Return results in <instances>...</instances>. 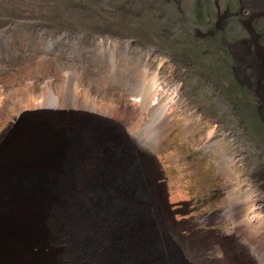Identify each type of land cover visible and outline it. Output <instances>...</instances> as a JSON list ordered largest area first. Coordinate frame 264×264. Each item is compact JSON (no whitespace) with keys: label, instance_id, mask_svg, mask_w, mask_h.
<instances>
[{"label":"rangeland","instance_id":"obj_1","mask_svg":"<svg viewBox=\"0 0 264 264\" xmlns=\"http://www.w3.org/2000/svg\"><path fill=\"white\" fill-rule=\"evenodd\" d=\"M189 1L0 0V167L1 160L8 168L9 160L15 158L8 151L20 123L40 122L48 128V122L37 118V98L45 94L44 83L49 78L64 96L69 71L79 102L64 100L56 112L43 109L46 113L41 114H47L49 121L55 114L59 118L56 129L67 131L80 145L82 131L66 127V122L75 118L92 121L105 134L87 146L90 154L98 155L95 158L101 155L100 145L116 156L129 154L120 142H130L131 133L145 138L141 127L150 114L141 119L143 109L133 88L127 86V76L134 71L136 78L145 79L158 72L160 91L171 96L178 86V93L163 137L158 144L148 141L155 161L150 174L173 204L169 211L171 220L180 225L181 243L195 237V230L211 238L214 231L232 230L234 219L217 212L225 211L233 201L244 218L243 230L262 236L264 216L255 211L264 214V123L255 109L246 110L229 95L235 88L231 64L225 62V47L218 39L223 31L214 37L213 31L207 32L220 21L214 8L216 19H198L201 1ZM110 44L111 56L100 53ZM157 51L168 58L167 63L160 65ZM113 64L121 72L119 80ZM83 103L93 105L97 112L82 111ZM41 141L51 145L49 134ZM59 145L50 146L51 150L71 155L78 151ZM41 160L46 157L37 159ZM63 168L68 169L65 161ZM32 170L23 168L16 181L23 185L26 176H33L43 188L54 179L50 171ZM230 188L233 198L228 194ZM208 214L194 227L190 224L194 217ZM213 247L217 255L225 256L222 243L213 242Z\"/></svg>","mask_w":264,"mask_h":264},{"label":"bare ground","instance_id":"obj_2","mask_svg":"<svg viewBox=\"0 0 264 264\" xmlns=\"http://www.w3.org/2000/svg\"><path fill=\"white\" fill-rule=\"evenodd\" d=\"M199 1L201 6L195 7L200 12L198 19L211 21L217 16L220 20L207 32L213 31L214 37L220 35L217 31H223L218 39L225 47V62L231 64L235 88H231L230 97L243 103L246 110L255 109L264 123V0ZM112 49L110 44L100 53L108 52L111 56ZM156 58L160 65L168 61L158 51ZM113 67L115 79L119 80L121 72L116 64ZM68 76L64 96L49 78L44 83L45 94L37 98V118L48 122V128L40 122L32 126L20 123L21 130L8 151L15 158L9 160L8 168H4L6 163L1 160L0 264H264V234L252 236L243 230L244 218L235 210L234 201L225 211L217 212L234 219L232 230L214 231L212 238L202 230H195V237L181 243L180 225L171 220L169 211L173 204L150 174L155 161L154 151L148 145L149 140L158 144L163 137L177 103L178 86L173 95L165 96L158 85V72L138 79L131 71L127 86L133 88L132 94L143 109L140 117L150 114L141 127L146 137L131 133L130 142H120L127 146L129 154L125 151L119 156L100 145L101 155L95 158L98 155L90 154L87 146L93 145L99 136L104 139L105 134L92 121L75 118L66 122V127L82 131L84 148L77 139H70L67 131L56 129L59 118L55 114L50 121L47 114H41L46 113L43 109L56 112L64 100L79 102L71 71ZM81 106L82 111L97 112L93 105ZM128 123L124 125L127 127ZM24 129L31 138L24 136ZM47 134L51 147L60 144L59 147L78 151L71 155L51 150L41 141ZM110 141L113 140H107ZM40 156L46 160L37 161ZM63 161L68 164L67 171ZM23 168L33 169L32 173L50 171L54 179L48 182L49 186L40 188L35 177L28 175L22 185L16 178ZM64 172L65 177L61 176ZM233 190H228L231 198ZM255 214L264 216L260 211ZM209 215L194 217L190 224L194 227ZM216 241L223 244L225 256L216 254L213 247Z\"/></svg>","mask_w":264,"mask_h":264}]
</instances>
